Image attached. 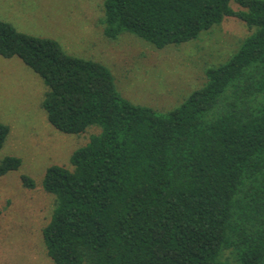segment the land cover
Masks as SVG:
<instances>
[{
	"label": "trees",
	"instance_id": "obj_1",
	"mask_svg": "<svg viewBox=\"0 0 264 264\" xmlns=\"http://www.w3.org/2000/svg\"><path fill=\"white\" fill-rule=\"evenodd\" d=\"M231 1L103 0L106 36L130 31L158 48L226 16L253 30L167 113L125 99L102 62L0 19V54L44 79L48 121L69 134L102 127L73 152V169L45 173L56 203L43 235L55 264H264V0H235L239 10ZM9 133L0 121V149ZM21 164L6 156L0 177Z\"/></svg>",
	"mask_w": 264,
	"mask_h": 264
},
{
	"label": "rangeland",
	"instance_id": "obj_2",
	"mask_svg": "<svg viewBox=\"0 0 264 264\" xmlns=\"http://www.w3.org/2000/svg\"><path fill=\"white\" fill-rule=\"evenodd\" d=\"M230 5L243 9L235 0ZM0 19L22 32L53 38L71 54L102 62L125 99L161 113L202 87L207 69L227 61L253 32L245 21L226 16L197 38L162 48L130 31L109 38L103 0H0ZM47 89L20 57L0 54V121L10 127L0 162L9 155L22 159L18 169L0 177V264H55L43 235L56 203L43 187L45 173L53 165L73 169V152L102 131L98 124L80 134L56 129L42 105ZM24 174L34 179V188L24 185Z\"/></svg>",
	"mask_w": 264,
	"mask_h": 264
}]
</instances>
